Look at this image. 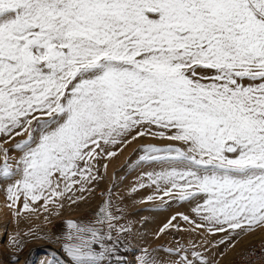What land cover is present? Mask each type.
Here are the masks:
<instances>
[{"label":"snow or ice","instance_id":"obj_1","mask_svg":"<svg viewBox=\"0 0 264 264\" xmlns=\"http://www.w3.org/2000/svg\"><path fill=\"white\" fill-rule=\"evenodd\" d=\"M171 130L186 150L144 146L143 159L169 163L148 174L164 195L202 199L196 210L216 231L264 226V0H0L10 201H53L81 182V162L91 175L102 143ZM100 212L92 224L67 222L71 264H111L116 217ZM139 264L156 260L145 250Z\"/></svg>","mask_w":264,"mask_h":264},{"label":"rangeland","instance_id":"obj_2","mask_svg":"<svg viewBox=\"0 0 264 264\" xmlns=\"http://www.w3.org/2000/svg\"><path fill=\"white\" fill-rule=\"evenodd\" d=\"M151 131L164 130L154 126ZM135 135L133 131L118 138L116 144L102 143L103 152L97 149L100 155L87 160L91 175L85 172V162H81L82 174L77 177L81 182L53 201L29 198V208L25 210L23 195L15 203L8 199L6 189L11 181L0 182V264H71L64 248L70 231L67 222L95 223L102 218L101 208L116 217L112 221L116 226L113 235L120 236L111 264H139L145 250L156 264H173V261L179 264L184 255L192 264H219L247 239L264 235V226L254 227L252 231H216L217 226L203 221L196 210L202 199L181 200L176 191L165 196V185L159 181L153 183L155 175L150 178L148 174L170 170L169 163L143 159L144 146L171 145L185 150L187 146L168 138L174 135V130L165 131L164 136L148 134L133 140ZM25 138L27 133L16 141ZM16 141L6 146L11 148ZM109 152L115 155H107ZM64 188L65 181L61 180L59 190ZM184 216L189 219L184 220ZM121 227L125 231H119Z\"/></svg>","mask_w":264,"mask_h":264},{"label":"built area","instance_id":"obj_3","mask_svg":"<svg viewBox=\"0 0 264 264\" xmlns=\"http://www.w3.org/2000/svg\"><path fill=\"white\" fill-rule=\"evenodd\" d=\"M219 264H264V235L247 239L238 250Z\"/></svg>","mask_w":264,"mask_h":264}]
</instances>
